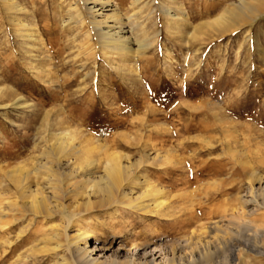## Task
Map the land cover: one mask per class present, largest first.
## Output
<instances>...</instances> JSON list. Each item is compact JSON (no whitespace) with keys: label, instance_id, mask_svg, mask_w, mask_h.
<instances>
[{"label":"rangeland","instance_id":"obj_1","mask_svg":"<svg viewBox=\"0 0 264 264\" xmlns=\"http://www.w3.org/2000/svg\"><path fill=\"white\" fill-rule=\"evenodd\" d=\"M15 1L27 10L9 11L0 0V105L22 96L20 105L0 107V207L6 214L0 225V236H5L0 238V264H19V164L27 172L31 169L26 183H38L49 199L53 187L85 180L89 170L69 175L68 168L60 172L59 160L77 158L80 166L92 156L96 163L91 172L99 178L114 153L131 167L127 173L132 176L154 183L178 178L172 193L195 196L198 222L225 223L242 231V238H256L264 249V204L246 203L254 196L264 203V0H247L252 3L248 8H241L238 0H111L104 12L117 5L126 33L132 27V38L147 43L129 59L100 52L92 27L70 12L69 6L79 0ZM225 5L234 8L229 20L216 24ZM163 8L182 19L171 20ZM19 18L37 25L40 41L21 36L15 24ZM191 31L195 34L189 38ZM48 55L52 61L46 60ZM47 69L56 73V83L44 82ZM65 134H70L69 140L63 139ZM61 141L67 146L58 158L54 154ZM166 152L173 154L172 164L155 158ZM33 159H41L46 167L34 173ZM187 174L190 181L182 183ZM70 201L65 198L66 205ZM59 203L53 196L48 204ZM181 203L183 218H189L190 205ZM110 212L83 215L79 221L93 232L88 245L102 260L113 256L162 261L165 253L145 257L143 249L133 245L144 239L151 243L148 250L163 247L174 230L188 222L176 225L158 214L117 218L136 227L131 228L134 236L122 230L120 235L127 239L119 249L121 238H114L113 231L121 228L101 225V220L112 218ZM38 222L29 230L41 227ZM58 222L59 217L50 219L43 229H59ZM36 254L30 264L55 260L52 253ZM247 255L248 264H264L263 255Z\"/></svg>","mask_w":264,"mask_h":264},{"label":"bare ground","instance_id":"obj_2","mask_svg":"<svg viewBox=\"0 0 264 264\" xmlns=\"http://www.w3.org/2000/svg\"><path fill=\"white\" fill-rule=\"evenodd\" d=\"M2 1L5 3V6L9 11H16L20 14L27 10L15 0ZM78 2L75 6H69V8H71L70 12H72V16L75 15L80 22L88 23V25L92 27L97 44L95 45L103 54L109 52L115 54L118 58H124L123 56H126L127 59H129L128 57H136L141 49L147 47V43L144 39L132 38V27L129 28V34L126 33L128 31L124 30V26L119 23L121 21L117 5L114 6L115 8H112L110 12H104L106 7L112 6L111 0H79ZM238 4L241 8L252 7V3L247 0H238ZM163 9V12L167 14L171 20L180 21L182 19L183 13L180 12L182 15L180 16L171 12L170 9ZM233 9L234 8L225 5V11L213 22L223 25L224 22L229 20L228 14L232 13ZM70 19L71 14L67 20L63 19V23L66 24ZM15 21L17 31L22 37L29 38L36 42L40 41L39 30L33 21L29 22L21 18ZM109 21L114 22L112 27H106ZM116 24L118 27H115ZM193 34H195L193 31L188 32V37L190 38ZM45 58L48 61L53 60L50 55ZM44 73L46 77L44 82H57V76L54 71L47 69ZM3 92L4 88H0V98ZM21 99L22 96H19L11 103L8 102L2 104L0 107L18 106L20 105L19 102ZM66 138L69 140L70 134H65L63 139ZM66 146L67 144H65L64 141L59 142L54 155L61 158V155L65 153L64 150H66ZM170 153L166 152L161 155L156 154L155 158H161L168 164H172L173 160L170 158H174V156ZM81 155L83 156V154ZM40 160H35V167H33L34 173L35 170L46 167V164ZM175 162L178 163L179 160H175ZM95 163L96 159L92 156L85 157L80 166L77 164V158L74 159L71 157L64 161L59 160L58 168L60 169V172L61 169L64 170L68 168V174L71 175L76 170H83L86 168L89 170L84 172V177H86L85 180L72 182L67 185V188L58 185V187L55 186L52 188L54 190V201H61V203L56 204L54 207H50L48 204L49 199L53 196L48 199L47 194L43 193V187H40L38 183H35V186L26 183V178L31 169H28L29 171L27 172V170L24 169V164H19V174L23 175L22 179H19V264H30L33 262V260L37 258L36 252H48L49 254H54L55 260L52 261V263L47 264H248V253L264 256V249L258 244L256 238H254V240L244 237L242 238L239 236L242 231L231 229L225 225V223H221L220 221H214L213 224L198 222L199 217L195 218L197 215L199 216V212L195 208V196L193 194L185 195V192L183 193L178 190V192L175 191V193H172V191H174L173 189H175L180 182L178 178L169 176L168 181L165 183H154L146 177H139L137 175L132 176L130 173H127V171L131 170V167L123 165L119 156L115 155V153L104 163V174L100 177L97 175L99 178H95L91 172V167ZM136 165L137 164H135V166ZM137 169L139 168H136V170ZM55 172L56 170L52 173ZM66 174L67 173H65V175ZM52 176L54 177L55 174ZM56 176H58V173ZM47 179L49 180V178ZM131 179L133 180L132 185L128 187H126V185L124 186V182H128V180ZM185 179L186 181H183L182 183H188L190 181L188 174L185 176ZM53 180L55 179L53 178ZM52 183H54V181ZM56 184H58V181ZM187 196H190V198ZM67 197L72 198L70 206H68L69 204H65V198ZM181 201L190 205L191 210L189 212V218H183L185 209H182ZM248 202L253 203L254 205L264 204L260 202L256 196L246 200V203ZM110 210H113V212H110L112 213L110 214V217L112 218L108 221L99 218V221L101 220V225L103 226L110 228L118 226L121 228L119 231H113L114 238H121V241L118 243L119 249L124 248V241L127 239L124 238L126 236L120 235L122 230H127L133 235L134 232H131V228L135 229L136 227L134 223H118L115 220L117 218L129 219L130 217L127 218L126 215H134L144 218L152 217L153 215L156 216L158 214L170 218V220L173 221V224L176 225L184 219L188 222L185 227H180L178 230H174L173 237L168 239V242H166L163 247H160L161 244L160 246L158 244L148 250L147 247L151 243H148L144 239L140 240L138 245H133L134 249H143V254L146 255L145 257H147V255L165 253L162 261H156L155 259L138 260L136 257L121 260L113 256L102 260L99 257L93 256V249L88 245L89 238L92 237L93 232L80 226L79 221L81 222L82 219L85 218L83 215H91V213L94 212L108 213ZM78 215H81L80 220L75 219ZM5 216L4 209L0 207V225L3 223V218H5ZM56 217H59V229H55L54 227H52L54 229L50 231H48V229L45 230L46 228L43 229L46 222L50 219L55 220ZM194 218L195 221H193ZM35 222L40 223L41 227L30 231V226L32 227V224ZM229 224L233 223L229 222ZM70 228H73L72 232H68ZM116 229L118 228L116 227ZM4 237L0 236L1 239ZM51 240H56V243H49ZM92 247L96 248V245H93ZM20 250H24L22 252L25 253L22 254Z\"/></svg>","mask_w":264,"mask_h":264}]
</instances>
